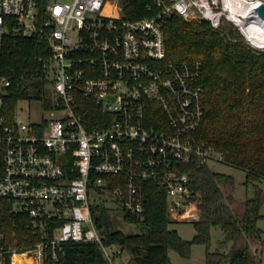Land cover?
Returning <instances> with one entry per match:
<instances>
[{"label":"built area","instance_id":"2783aa9c","mask_svg":"<svg viewBox=\"0 0 264 264\" xmlns=\"http://www.w3.org/2000/svg\"><path fill=\"white\" fill-rule=\"evenodd\" d=\"M251 2L154 0L150 16L129 20L122 0H0V47L10 32L45 38L50 55L38 74L55 91L49 118L9 121L2 96L11 79L0 77V200L25 218L19 232L0 231V264L17 256L62 264L72 242H97L109 264H121L124 250L103 244L93 194L112 192L124 213L140 217L148 185L158 183L171 221L200 219L199 195L181 170L223 156L197 135L206 118L203 64L167 62L165 26L173 15L215 30L233 24L264 51L260 4L242 13Z\"/></svg>","mask_w":264,"mask_h":264},{"label":"trees","instance_id":"16d2710c","mask_svg":"<svg viewBox=\"0 0 264 264\" xmlns=\"http://www.w3.org/2000/svg\"><path fill=\"white\" fill-rule=\"evenodd\" d=\"M154 0H122L126 19L137 20L151 13ZM167 62L200 61V82L206 89V118L197 135L223 156V163L246 172V185L253 197L239 201L232 175L213 172L194 163L184 167L191 188L199 195L201 217L193 222L196 236L184 240L172 230L167 213V197L158 183L147 188L146 211L140 216L124 213V220L139 228L125 234L113 229L107 209L94 207L103 244H116L132 256V264H173L169 252L190 258L194 245H205V264H262L264 231V51L254 50L233 26L215 30L199 17L173 15L165 26ZM45 38L6 34L0 47V77L11 79L2 96V114L13 120L20 101H41L46 110L52 105L45 82L39 76L40 59L48 57ZM45 125V122L43 126ZM13 203L0 200V231H20L19 214L11 213ZM17 223L15 227L14 224ZM219 227L224 240L211 251V230ZM62 264H109L97 242H72L58 255ZM128 263V264H131Z\"/></svg>","mask_w":264,"mask_h":264},{"label":"rangeland","instance_id":"374dc122","mask_svg":"<svg viewBox=\"0 0 264 264\" xmlns=\"http://www.w3.org/2000/svg\"><path fill=\"white\" fill-rule=\"evenodd\" d=\"M233 24L226 23L227 27ZM234 26V25H233ZM235 27V26H234ZM45 89L48 92V99L53 100L55 98V91L50 85ZM1 108V101H0ZM49 112L44 108L41 101L38 100H24L20 101L16 106L15 119L24 123H41L43 120L49 118ZM209 168L216 173H222L232 175L236 181L235 197L239 201H243L249 197H253V186L246 185V172L227 165L223 162H211ZM264 191V182L261 184ZM92 203L95 207H101L107 209L109 222L113 229L120 230L125 234L139 233V228L134 225L125 222L124 212L118 207L114 200L112 192H106L103 196L92 195ZM262 214L264 215V206L262 208ZM172 230H176L180 236L186 240L191 241L197 234L193 223H173L170 225ZM259 228L264 231V219L259 222ZM264 238V236H263ZM224 240V233L219 227H214L211 230V251H216L219 247V243ZM207 253V247L205 245H194L192 247V253L190 258H182L176 251H170L169 256L173 264H205V258ZM132 256L128 251H123L119 262L121 264L131 263ZM24 264H27L24 263ZM132 264V263H131ZM262 264H264V246Z\"/></svg>","mask_w":264,"mask_h":264},{"label":"bare ground","instance_id":"6f19581e","mask_svg":"<svg viewBox=\"0 0 264 264\" xmlns=\"http://www.w3.org/2000/svg\"><path fill=\"white\" fill-rule=\"evenodd\" d=\"M253 2L249 3V4H245L243 6V11L242 13L245 14L246 12H251V10H253L254 6H257L258 4H261L262 1L264 0H252ZM255 28L260 32H264V21L259 20L258 24L255 25ZM263 39V37H262ZM23 257L22 256H17L15 258V263L16 264H23ZM26 263V262H25ZM28 263H31V261H28Z\"/></svg>","mask_w":264,"mask_h":264},{"label":"water","instance_id":"95a60500","mask_svg":"<svg viewBox=\"0 0 264 264\" xmlns=\"http://www.w3.org/2000/svg\"><path fill=\"white\" fill-rule=\"evenodd\" d=\"M255 11L259 15L260 19L264 21V3H261L259 6H257Z\"/></svg>","mask_w":264,"mask_h":264}]
</instances>
